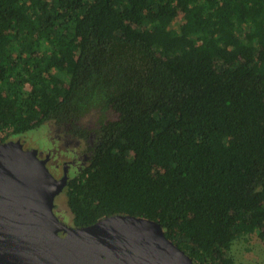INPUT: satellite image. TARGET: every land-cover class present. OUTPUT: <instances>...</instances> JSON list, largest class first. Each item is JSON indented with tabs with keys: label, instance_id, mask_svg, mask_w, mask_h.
Masks as SVG:
<instances>
[{
	"label": "trees",
	"instance_id": "obj_1",
	"mask_svg": "<svg viewBox=\"0 0 264 264\" xmlns=\"http://www.w3.org/2000/svg\"><path fill=\"white\" fill-rule=\"evenodd\" d=\"M46 124L89 143L73 227L143 217L236 264L264 241V0H0V143Z\"/></svg>",
	"mask_w": 264,
	"mask_h": 264
},
{
	"label": "water",
	"instance_id": "obj_2",
	"mask_svg": "<svg viewBox=\"0 0 264 264\" xmlns=\"http://www.w3.org/2000/svg\"><path fill=\"white\" fill-rule=\"evenodd\" d=\"M57 180L38 150L0 143V264H195L159 222L118 214L76 228L55 214Z\"/></svg>",
	"mask_w": 264,
	"mask_h": 264
},
{
	"label": "rangeland",
	"instance_id": "obj_3",
	"mask_svg": "<svg viewBox=\"0 0 264 264\" xmlns=\"http://www.w3.org/2000/svg\"><path fill=\"white\" fill-rule=\"evenodd\" d=\"M85 123L88 126L93 125L91 118L86 119ZM22 138L20 140L26 145L27 149L39 150V158L49 153L51 163H56L60 167V174L65 156L72 157V154H76L78 159L85 157L83 143L86 142L70 135L68 136L64 128L52 124H46L35 131H31L29 135L24 136V139ZM77 165L80 170L82 165L80 163H77ZM48 169L53 173L49 164ZM77 172V170L73 169L71 175H75ZM65 194L64 191L56 197L55 211L64 224L73 227L72 214L68 208ZM231 253L235 258L236 264H264V241L256 234L246 239L237 240L232 245Z\"/></svg>",
	"mask_w": 264,
	"mask_h": 264
},
{
	"label": "flooded vegetation",
	"instance_id": "obj_4",
	"mask_svg": "<svg viewBox=\"0 0 264 264\" xmlns=\"http://www.w3.org/2000/svg\"><path fill=\"white\" fill-rule=\"evenodd\" d=\"M68 136H69V134H68ZM9 141H20L23 144L24 148L27 149L26 145L21 140H8V141H5V142H9ZM1 143H4V142H1ZM83 144H84L83 149H84V152H85V157L83 159H78L76 154H72V157L65 156L64 161L62 163V167H61V174L59 173L60 167L56 163L55 164L51 163V156H50L49 153L48 154H44L45 156L42 155V158H40V159L46 160L47 168H48V164L50 165V167H51V169H52L54 174L50 170L49 171L51 172V174L57 180H62L65 177L67 178L65 187H64L63 191L60 194H62L66 190V188H67V186L69 184V181L71 179H73L75 176H77L82 171V169L87 165L88 160L90 159V156L88 155L89 143H83ZM38 152H39V150H38ZM77 163H80L82 165V166L80 165L81 166L80 170H79V167H78ZM73 169L78 171L75 175H71V172L73 171ZM54 212L56 214L55 206H54Z\"/></svg>",
	"mask_w": 264,
	"mask_h": 264
}]
</instances>
